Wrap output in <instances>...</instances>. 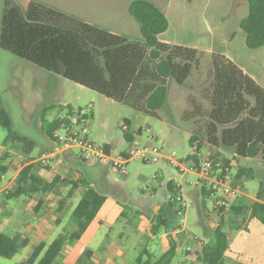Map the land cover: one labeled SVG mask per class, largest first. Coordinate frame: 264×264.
I'll return each mask as SVG.
<instances>
[{
  "label": "trees",
  "instance_id": "16d2710c",
  "mask_svg": "<svg viewBox=\"0 0 264 264\" xmlns=\"http://www.w3.org/2000/svg\"><path fill=\"white\" fill-rule=\"evenodd\" d=\"M246 4L247 14L239 27L246 47L254 50L264 47V0H246ZM128 13L139 26L142 42L109 33L31 0H4L0 48L48 73L125 104L148 117L160 119L158 111L166 103L169 81L183 86L198 65L199 52L192 47L159 41V36L167 32L169 21L165 12L149 1H131ZM211 63L213 77L204 124L209 160L214 173L223 175L228 169V174L235 180H242L244 188V183L253 178L252 171L238 168L235 174L232 173L230 160L222 151H233L242 159L264 161V77L257 83L220 54L212 55ZM54 108H46L43 113ZM72 108L70 105L59 106L61 113L57 118L42 120V130L49 139L52 140L53 133ZM0 116L8 125L4 111H0ZM123 122L129 125L128 121ZM124 138L128 145L133 143V135L128 131H124ZM7 142L22 154H28L33 148L25 137L12 132ZM188 142L193 150L189 160L198 164L196 154L200 153L203 142L196 133L189 136ZM6 172L7 167L0 165V179ZM67 186H70L69 196L75 189L82 190L80 200L70 214L73 229L61 233L50 244L41 242L32 247L21 264H57L67 241L73 243L81 237L96 218L105 197L86 180L73 182L59 175L44 180L32 172L29 160L16 177L13 190L7 194L8 199L36 194L58 195L59 190ZM202 188L204 195L209 197L210 192ZM262 188L256 194L257 200L249 207L243 197L232 203L230 217L222 215L218 219L217 226L210 230L209 242H196L193 251L196 262L223 264L224 254L236 231L237 217L249 214L252 220L264 225ZM62 208L61 205L59 210ZM160 226L158 218L152 232L156 233ZM23 245L26 243L20 245L16 238L0 232V257L12 258ZM173 256L174 247L171 245L154 264H170Z\"/></svg>",
  "mask_w": 264,
  "mask_h": 264
},
{
  "label": "rangeland",
  "instance_id": "374dc122",
  "mask_svg": "<svg viewBox=\"0 0 264 264\" xmlns=\"http://www.w3.org/2000/svg\"><path fill=\"white\" fill-rule=\"evenodd\" d=\"M59 1L64 3L66 9L70 11L74 8L79 9L73 4V0ZM80 1L86 3L84 8H81L84 17L96 24L110 23L117 19L124 20V24L119 29L121 35L131 41H143L137 28L138 24L128 14V6L133 0ZM146 1L163 10L169 21V28L166 33L159 36V41L192 47L199 52L198 65L193 68L183 86L169 81L166 103L158 111L160 119L148 117L125 104L114 102L65 79L57 82L58 92L55 96L57 100L54 101L53 97L45 92L44 81L37 77L39 72H46L45 70L0 48V111H4L8 120L7 125L0 116V147L4 145L5 148L8 147L6 140L8 141L9 134L12 132L34 141L36 147L32 154L36 156L39 149L46 146L48 142L40 127L42 120L54 119L61 113L59 106L66 102L83 109L89 115L90 139L97 144L112 145L116 153L127 151L128 143L121 126L123 120L128 119L131 122L129 133L136 136L140 146L150 145L161 148L163 156H173L175 161L189 167V156L192 155L193 150L188 139L191 134L196 133L203 142L200 150L201 157L209 158V149L205 144L204 124L209 111L208 95L213 77L212 55L225 56L257 83H260V79L264 77V47L248 49L244 34L239 27L241 19L247 14L246 0ZM50 103H53L55 108L43 113V108ZM137 128H141L140 136L136 134ZM222 153L230 160L229 169L235 174L238 167L243 166L241 162L243 160H239L233 151H222ZM262 164L263 171L264 163ZM0 165L6 166L9 170L7 177L10 176V178L6 177L8 185L11 176L20 169L21 162L12 153H8V157L0 155ZM181 175L182 173L165 159L157 164L142 163L134 159L127 164L124 174L111 172L110 181L114 183V186L110 188L108 196L121 204H127L126 199H131L133 204L131 202L128 206L133 209H137V204L143 201H146L150 207L162 206L170 198L169 192L161 183L162 177L164 181L169 178L175 183H181L185 188H187L186 179L192 182L197 180L192 174H185L183 177ZM155 176H159L160 179L154 180ZM101 185L99 183L98 187L100 188ZM261 186H263L261 192L264 201V178H254L246 182L242 193L246 190L249 196H255ZM152 189L155 190L154 194L149 195ZM183 199L189 202L186 196H183ZM5 201L6 197L3 193L0 195V212L4 210ZM25 201L32 207L36 204V196ZM188 202L186 215L183 213L173 223L186 231L201 233L202 230H198L195 225L199 220L196 207ZM253 202L251 199L244 198V203L248 207ZM9 206L12 208L13 202ZM49 207L51 205L48 203V209L42 208L38 216L34 217L42 222L54 218L55 213L50 211ZM5 213L9 215L11 210L6 209ZM35 214L34 209L26 207L18 216L24 218L29 216L28 222H30ZM65 217L70 218V213L67 212ZM11 218L8 219L9 222L12 221ZM8 230L19 236L24 234L23 229L20 230L22 232L19 231L20 233L13 227ZM9 231L0 223V232L14 237V234H10ZM30 239L31 235L27 237V241L29 242ZM22 241L19 242L20 245L24 243ZM26 244L27 246L23 245L26 247L21 248L12 258L0 257V264H21L29 253V244L27 242ZM228 253L242 264L243 257L248 259L249 263L256 260L264 264V225L255 221L248 232L236 233L235 231ZM195 262L194 264H197ZM57 264H59L58 261Z\"/></svg>",
  "mask_w": 264,
  "mask_h": 264
},
{
  "label": "crops",
  "instance_id": "0c3cea01",
  "mask_svg": "<svg viewBox=\"0 0 264 264\" xmlns=\"http://www.w3.org/2000/svg\"><path fill=\"white\" fill-rule=\"evenodd\" d=\"M31 1L63 12L71 17L81 20L82 22L99 27L109 33L116 35L122 34L119 29L124 24V20L117 19L110 23L105 22L102 24H96L91 21V19L84 17L81 8H84L86 4L85 1L82 3L80 0H73V4L76 7H79V9L73 7V11L66 9V5L59 0ZM3 2L4 0H0V20L3 10ZM137 28L139 30V26ZM37 71L39 72V70ZM37 77L42 79V82L44 81V88H46L45 92L52 96L54 101L57 100L55 99L58 92L57 82L62 80V78L48 72H39ZM65 105H70V103L64 102L60 106ZM52 106L55 105L50 103L44 107L42 111ZM70 106L76 107L73 105ZM58 116L59 115L55 118ZM125 120L129 122V125H127L128 129L126 130L129 132L131 122L128 119ZM136 134L139 136L141 135V128H137ZM47 139L48 142L46 146L41 147L36 156L32 154L36 144L30 139L27 140L33 144V148L28 154L20 153L18 150L11 147L7 141L6 143H8V147L5 148V145L0 147V155L8 157V153H12L21 162L20 169L11 176V181L8 185L6 184V177L9 172L8 168L7 172L2 175L0 179V195L5 193L6 197L4 210L0 212V223L7 231H9L8 228L12 227L15 228L18 233L22 232L20 230H24L22 232L24 234L21 236L17 235L15 232L12 233V231H9L10 234H14V238L17 239L18 243L22 240L24 243L27 242L29 244L28 247L30 248V252L31 248L39 243L43 242L50 244L61 233L72 230L74 222L69 217L66 218L65 214L67 212L71 214L82 194V190L78 188L69 196L68 191L70 190V186L61 188L58 195L50 193L46 196H41L36 194L34 195L36 196V204L32 207L27 204L25 199H30L33 196L8 199L7 194L13 190L16 177L25 166V162L29 160V163L32 164V172L44 180H51L54 175H59L61 178L73 182L86 180L92 188L105 197V201L97 212L96 218L89 224L81 237L73 243L67 241L57 260L59 264H154L156 260L168 252L171 245L174 247V256L170 264H194L196 260L193 256V251L196 242H209L211 240L210 230L217 226L219 219V215L213 206L212 198L204 195L203 188L199 185H195L196 181L192 182L186 179L185 183L187 188H185L181 183H175L169 178L164 181L162 177L161 180L163 181L161 183H163L164 189L170 194V198L165 205H155L150 207L146 201H143L137 204V209H133L128 206V204L132 202L131 199H126L128 202L127 204H121L116 199L108 196V194H110V188L114 186V183L110 181L111 172L114 174L115 170L109 166L96 162H83L76 149L63 151L60 154L54 155L48 160L46 165L37 162L42 153L50 152L54 148L53 141L48 137ZM104 144L109 145L111 149H113L112 145L108 143ZM132 145H139L135 135H133V143L128 145L127 149ZM124 152L126 151L119 153ZM239 160H243L241 161L243 162V166L238 168L252 171L253 178L251 180L254 178H264V169L263 171L261 169L264 161L259 158H239ZM254 162L256 164H254ZM185 174L194 175L190 172H184L181 176L183 177ZM8 177L10 178V176ZM157 179H160V177L155 176L154 180ZM239 182L241 185V195L232 203L242 195L243 198L246 197L255 202L257 200L256 194L251 197L246 190L242 193V180ZM99 183L102 184L100 188L98 187ZM154 191L155 190L152 189L149 195H153ZM175 196H181L182 198L183 196H186L189 200V202H187L196 207L199 220L195 225L198 230H202L201 233H198V231H186L180 228L179 225H174V220L179 217L177 211L180 208L179 204L173 201ZM11 202H13L12 208L9 206ZM39 202L42 203L39 205ZM48 203L51 205L49 208L50 211L55 213V217L47 222L39 221L38 218H35L34 216H38L42 208L45 207L48 209ZM60 204L63 207L62 211L59 210V207H61ZM131 204H133V202ZM26 207L28 209H34V212L36 213L31 217L30 222H28L30 218L29 216H27V218L18 216L23 208L25 209ZM6 209L11 210L9 215L5 213ZM184 214L186 215V209L184 210ZM223 216L230 217L229 211L224 212ZM8 217H12L11 222L8 221ZM158 218L161 220V226L157 229L156 233H153L152 227L155 225ZM255 221L256 220H252L249 217V214L237 217L235 219L236 233L248 232L250 226ZM205 227L207 228L205 229ZM184 233L186 236H184ZM29 235H31V239L28 242L27 237ZM26 246H23L22 248H25ZM228 250L224 254L223 264H242L241 262L236 261L228 253ZM195 263L199 264L198 262ZM243 264H261V262L252 260L251 263H249V260L243 257Z\"/></svg>",
  "mask_w": 264,
  "mask_h": 264
},
{
  "label": "built area",
  "instance_id": "2783aa9c",
  "mask_svg": "<svg viewBox=\"0 0 264 264\" xmlns=\"http://www.w3.org/2000/svg\"><path fill=\"white\" fill-rule=\"evenodd\" d=\"M89 108H91V105H89ZM121 127L123 131L128 129L125 122H122ZM89 128V115L87 112L79 107H73L70 114L67 115L60 127L53 133L54 148L50 152L42 153L37 162L46 165L48 160L54 155L76 149L83 162H96L109 166L120 174H124L127 164L131 160L138 159L142 163L157 164L165 159L181 173L190 172L197 177L195 185L204 187L210 192L213 206L219 218L224 212L229 211L232 202L241 195L240 182L228 174V169H225L226 173L223 175L219 174V172L214 173L209 158H202L200 153L196 154L198 164L190 161L189 167L175 161L173 156H163L161 148L150 145H132L129 146L126 152L116 153L109 145L97 144L90 139ZM173 201L180 206L177 215H182L187 208V202L181 196H175Z\"/></svg>",
  "mask_w": 264,
  "mask_h": 264
}]
</instances>
